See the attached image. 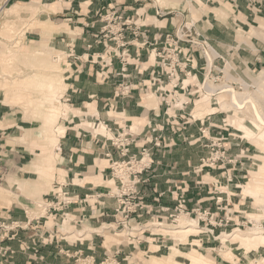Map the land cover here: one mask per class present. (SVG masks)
Returning a JSON list of instances; mask_svg holds the SVG:
<instances>
[{
	"label": "crops",
	"instance_id": "crops-1",
	"mask_svg": "<svg viewBox=\"0 0 264 264\" xmlns=\"http://www.w3.org/2000/svg\"><path fill=\"white\" fill-rule=\"evenodd\" d=\"M57 1H61L60 10L42 12L40 15L45 14L48 19L58 17L57 20L61 19L69 27L79 30L74 38L70 39V44L64 46L71 69V73L68 72L65 77L67 81L65 94L70 99L68 104L73 108L84 110L83 121L92 122L95 126L103 124L104 132H109V134L104 132L102 134L96 128L100 132L96 133V130L85 129L90 127L79 122L65 125L66 130L61 141L65 162L59 163L58 169L63 171V175L61 174L63 180L69 183L66 189L73 197V203L65 210L66 214H70L74 218L70 221L77 227H83L86 224L92 226L105 219H107L105 223H112L111 214L104 215L103 212L111 213L116 202L114 198L106 196L107 189L90 178L98 179L100 175L104 180L105 177H111V160H119L122 157L118 150L111 145L109 138L121 130H125L124 132L128 133L129 138L133 140L128 155H138L140 148L148 144L152 147L155 160L153 166L140 175L142 181L137 184L139 194L143 196L145 203L151 206L150 213L137 221L138 224L141 223V227L144 219L154 221L160 217V214L155 213L159 206L173 207L179 200L180 194L186 196L189 208L197 205L211 208L215 213L212 221L223 218L225 214L229 216L227 207L237 204L232 203L235 201L234 196L236 195L227 193L226 188L233 189V186L227 183L224 190H221L216 185L217 183L212 185L211 181L205 179L207 177L209 179L221 178V182H224L226 177L235 180L237 177H244L243 166L246 158L244 149L233 147L228 152V148L231 146L223 139V145L227 149L224 162H217L215 166L202 163L201 159L208 157L210 152V148L205 146V143L211 138V113L205 114L202 118L194 117L195 99L191 100V103L182 111L164 112V106L160 101L156 106L148 105L147 98L150 94L147 97V92L144 93L145 90L151 89L148 80L158 69L157 60L149 56L151 46L147 41L152 42L159 34L173 32L179 21L190 19L194 22V29L201 36L206 37L210 43L216 45L215 43L221 41V36L225 38L226 32L232 30V27L221 26L218 25L219 23H214L216 26L211 28V4L222 1L180 0L176 5L177 8H171L173 5L159 7L152 3V0ZM233 1L225 0L231 6ZM169 2L171 3V1ZM184 2L185 4H183ZM239 2H242L240 9L243 7V12L239 16L244 14L245 19L248 15L253 16L248 10L247 0ZM190 5L199 11L197 19L191 17ZM108 8L116 9L124 19L138 25L139 35L136 39H133V35L129 32L125 46L116 45L112 41L103 44L101 36L103 22L100 16ZM158 11L164 14L159 15ZM236 20L233 19V21ZM237 22L242 23L240 20ZM64 40L66 39L64 38ZM143 40L146 41L145 44H142ZM123 50H125L123 56L126 58L129 80L133 82V89L127 96L117 94V85L120 81V76L117 73L120 71L122 63L119 54ZM247 55L251 57L250 60H234V64H238L240 67L250 63L264 67L263 47L257 48L256 51H250ZM193 59L196 64L197 59ZM180 96L185 97L182 93ZM17 123L18 119L12 112L6 111L0 114V153L1 149H7L9 144L13 148L20 145L12 142V139L20 137L14 132L9 133ZM134 125L136 129H134ZM207 127L209 135L204 134L201 137L200 129L207 130ZM9 139L12 141H8ZM150 140L153 142L148 143ZM12 150L10 149V151ZM15 150L18 151V149ZM108 151L111 154V160L105 156ZM0 159L7 163V159ZM3 171L1 178L10 174L7 169ZM11 176L23 178L20 171L19 173L16 171L15 175ZM85 177L89 180L82 183V179ZM75 178H81L80 182ZM221 187L223 186L221 185ZM96 194L100 196L95 197V202H87V204L84 201ZM217 197H220V200L216 201ZM32 201L27 199L24 201L25 204H21L11 200L10 206L0 203V222L9 226L11 221H17L22 226V228H14L7 232V238L1 242L2 248L6 251H0V264H73L74 257L79 253L92 256L97 263L108 254V250H105L103 245L97 244L95 234L86 237L84 232L79 233L77 230L76 239H70L75 234L70 235L72 231L67 229L64 223L67 220H63L60 226L64 232L60 231V213L56 215L52 211H50L52 215L37 213L29 218L27 206ZM87 213L93 219L86 220ZM79 217H83L82 223L76 221ZM236 217L242 218L241 221L234 222L231 217L232 222L223 227L227 229L245 222L242 215H236ZM50 218L52 225H48ZM67 225L70 227L68 222ZM144 225V227H149V224ZM207 228L210 227L207 226ZM218 228L221 229V227L213 228L211 234L214 235ZM205 235H208L207 238L211 237L209 234ZM202 242L206 241L203 239ZM140 244L143 243L133 242L131 248L136 249V246H141ZM111 247L112 250L115 249L114 245ZM98 248H102V250ZM122 252L127 251L123 249Z\"/></svg>",
	"mask_w": 264,
	"mask_h": 264
},
{
	"label": "rangeland",
	"instance_id": "rangeland-1",
	"mask_svg": "<svg viewBox=\"0 0 264 264\" xmlns=\"http://www.w3.org/2000/svg\"><path fill=\"white\" fill-rule=\"evenodd\" d=\"M169 1H171V3ZM169 1L164 0V3L162 4L159 3L157 0H152V3H155L159 7H165V5L166 6L173 5V7L171 6L169 7L177 8L176 5L180 0H177L176 3H172V0ZM219 1L222 2L211 4V28L213 29L216 26V24L214 23H219L218 25L221 26L226 25L228 27H232L231 28L232 30L226 32L225 38L224 36H221V39L219 38L221 41H219V43H215L216 45L212 44L211 42V46H212L211 58L217 54L221 57L213 60L211 66V70H212L211 89L215 87L213 89V91L214 90L215 91L212 92L211 90L212 92L211 102L208 105L205 104L204 107L200 108L199 104L201 105V103L197 102L200 98H195L194 101L195 108L193 110V113L195 112V115L193 114L192 115L194 117L202 118L205 114L211 113V138L220 137L222 138V140L225 139L224 141L228 142L229 145L231 146L230 147L228 146V144H226L228 147H230L228 148L229 150L228 152H230L233 147L239 149L241 148L242 150L244 149V154H246V158L244 159L245 163L243 166L245 169L244 177L241 176L237 177L236 180L233 178L226 177L224 179V182H221L220 180L221 178L209 179L207 177L205 180L211 181L212 185L217 183L216 185L221 190H224L225 188L224 186H226L227 183L228 185L233 186V189L226 188L227 189L226 191L229 194L233 193L234 195H236L234 196L235 201H233L232 203H236L237 205L235 206L230 205V207L228 206L227 207L228 214L230 217L233 218V221L237 223L241 221L242 218H238L236 217V215H242L243 221H245L246 224H244V226H241L240 224H236L233 225L232 227H228L227 229H225L224 227H221V229L218 228V230L214 232L213 236H216L219 232L231 233L234 230L233 228H240L246 230L249 228V226H252V221H250L247 218V215L249 213H255V212L257 213L258 209L255 205H253V199L249 196L247 197L244 194L243 190H245L246 185L250 183L252 177L250 171H256L257 167L263 164L264 161L263 148H261L259 145L251 144L248 138L241 136L238 130L236 131L234 125H230L231 115L239 118L243 117L244 115L239 111L240 110L239 108H237L236 106L234 107V104L231 103L230 97L228 93H226L227 91L225 90L226 88L228 90L232 86L231 89L234 88L236 91H243L244 90L243 84L245 83L248 91L253 92V96L257 97V100L260 99L257 101V104L260 101L259 102L260 104L258 105L259 106L263 105L262 108L264 107V102H263L264 100H262L263 96H261V93L259 92L263 90L262 87H260L259 85L264 80L263 77L264 67L251 65L250 63H247V66L243 65L239 67L238 64H234L233 62L234 60H240V59H242L243 61H246L248 59L250 60L251 57L247 55L248 52L256 51V49L259 47L264 48V27H263L264 23H262V21L264 22V0H247L248 10L250 11L251 15L254 16L253 17L248 15L247 19L244 18V14L239 16V14L243 12L242 11L243 7H241L240 9V5L242 4V2L239 1H243V0H234L232 6L228 2H225V0H219ZM183 4H185V2ZM11 5L17 7V11L15 14L5 13V10L0 12V32H1L0 54L1 51L3 50H6L8 53H16V54H11L10 57L12 59L8 60L9 66L12 68L16 67L19 70L22 69L23 73L21 72L22 70L20 71L22 74H27L31 72L30 64L32 63L38 64L39 62L42 61L44 62L46 60H47L46 63H48L49 60L50 61L48 63L49 65L58 64L57 67L58 69H60L58 70V75L62 78V80L64 81L63 83L65 84L64 90L62 91L63 93L61 92L60 95V101L62 103L68 104V102H70L69 101L70 99L65 94V88L67 83L65 77L68 74V72L69 73L71 72V69L68 68L70 67L68 65L69 60H67V52L65 51L64 46L65 44L71 42L70 41L71 38L68 37L75 36V34L79 30L78 29L74 30L72 27H69L66 24V22L61 19L57 20L58 17H53L48 19L45 14L40 15L42 12L46 13L47 11L60 10L61 1L39 0V4H36L35 0H0V7L3 6V8L6 9ZM190 8H191L190 10L191 17L193 19H197L199 17V11L193 9L192 5H190ZM233 19L240 20L242 23L240 24V22H237V20L233 21ZM4 32H9V34H13L11 40L3 35ZM64 38L66 40H64ZM15 41H18L16 45L14 44ZM46 46L47 48L51 47L52 50L51 54L46 52ZM60 50L62 51L61 54H60ZM38 53L41 56L38 55ZM52 53L55 55H52ZM68 53H70V51H68ZM57 54H60V58H58L59 60L56 59ZM46 55L48 56L46 57ZM49 56H51V59H47L49 58ZM15 57L17 58L19 57V58L17 59ZM152 57L153 54H151V58ZM0 58L2 60L4 59V56H1ZM213 66L215 68H212ZM65 68L68 69L64 71ZM214 69L215 71H213ZM217 70H220L218 75H216L215 73L218 72ZM53 72L50 73L54 74ZM225 72L229 74V78H226ZM55 74H57V72ZM259 77H261L260 79L261 82L260 81L256 82L255 79ZM187 82H189L188 79L184 81L185 84ZM224 83L225 84L227 83L226 84L227 86ZM220 85L221 86L225 85L226 88L225 87L224 89L223 87L219 88ZM154 89H155L154 87H151V89H148V91L145 90L144 93L147 92L146 94L147 97L150 94L149 96L150 98L149 97H148L149 99L147 98L148 104L156 106L157 103H159L160 98ZM32 92L33 91L29 93L27 92L28 93L27 94L25 90L16 93L11 91L4 93V91H0V114L6 111H10L12 112V114H14V116H16V118L18 119V123L17 125L16 124L14 125L12 129L13 131L10 130L9 133L11 134V132H14L15 135H18L20 137L18 139L15 138L12 139L13 141L10 139L8 140L20 144L14 147L15 149H18V151H16L11 146V144L8 145L7 149L6 148L3 150L1 149L0 158L7 159V163L0 159V203L1 204L3 203V205L10 206V204L12 203L11 200L18 201L21 204L22 203L25 204L24 201H26L27 199L33 200L31 204L27 206V211H28L27 215L29 216V218L31 215H35L37 213L45 214V208H46L45 202H47L46 200L50 197L52 183L54 182L55 179L59 181H63V176H62L63 172L61 170L59 171L58 169L59 163L65 162V159L63 161V159L61 160L60 158L57 157L54 158L52 155L53 158L51 157V164L53 166V170L50 178H48L49 181L46 179L44 180V178L43 180H41L42 176L40 177L39 173H37V171L34 168L35 161L38 160V158H42V156L44 155L52 154V149L51 147L49 148V146L46 145V141L44 139L40 138L43 129L41 127L42 121L32 116L30 117V115L29 116L25 115L24 110L22 108L21 102L23 101V98L33 95ZM16 94L19 95L18 98L15 96ZM257 95H259L260 98H258ZM224 106L226 107L230 106L231 109L225 110L223 108ZM210 108L211 110L208 111L206 110ZM79 110H80L79 114H74L72 111V113L69 112L67 116L59 115L54 123V127H58L60 125H64L65 127V125L67 124L71 125L76 122L77 123L79 122L89 127L88 122L85 123V121H83L82 118V113L84 112V110L83 109H79ZM242 123L246 126L247 129H249L250 132L251 131L253 132L251 122L247 118H243ZM100 127L101 125L95 126V124L92 123V126H90V128H85V129H89L93 131L96 130V128L98 129ZM97 132L98 130H96V133ZM101 133L103 134V132ZM104 133L109 134V132L107 131H105ZM62 140L63 138L59 140V146H61L63 151V144L61 142ZM10 149L13 150L10 151ZM62 154L64 155L63 152ZM5 169H7V172L10 174L9 175L7 174L6 177L1 178L2 174L4 173L3 170ZM16 171L18 173L19 171L22 172L23 178L14 177V176L12 177L11 175H15ZM90 179L93 180L95 183H99L101 187H104L107 190H112V191L116 190L115 183L112 185L106 184V182L110 179V176L105 177L104 180L101 179L100 175L98 179L92 177ZM75 180L80 182L81 178H75ZM85 180H89V179L85 177L84 179H82V183H84ZM16 182L18 183L16 184ZM258 183L264 184V178L258 179ZM233 184L236 185L234 186ZM221 185L223 187H221ZM180 195L181 196L183 195L184 199L187 201V198L184 194H180ZM84 201L86 203L95 202V197H88ZM90 214L87 213V215H85V219L87 220L93 219V217H91ZM72 218L73 217L70 214L64 215L63 219H60L59 230L62 231L60 229V226L63 223V220L64 221L67 220L64 223L66 225V228L72 231L70 235L75 234V236H72L70 238L73 240L76 239L75 237L76 235H78L77 230H79L80 233H83L85 232L83 230H87L86 229L87 226L98 228L100 224L109 225V223H105V220L107 221V219H105L104 221L103 220L99 221V223L97 222L95 225L92 226L86 224L83 227H77L73 222L70 221ZM186 218L191 219V217H186ZM262 219L264 220V218ZM262 219H261V223L264 226V222ZM83 220H84L83 217L81 218L79 217V219L76 221L78 223H82ZM177 220H179V218ZM248 221H250L251 223H249ZM67 222L70 225V227H68ZM143 222L144 223L139 231H132L133 232L132 235H138V237L141 238V242L143 243L142 245L140 244L141 245L140 247L135 245L136 249L131 248L132 244H129L127 234L125 232H124L125 234L122 233L124 229L117 228L114 230L113 228L114 224H111L109 225V227H106L103 232L89 233V234H87L88 232H85L84 235L86 237H90L91 234L96 235L95 240L97 241V244L99 246L103 245L104 249L108 250V254L110 256L108 262L112 261L113 250L111 246L114 245L115 248L120 249V254H119V257L121 259L120 264H147L149 255L152 254L151 252L156 251V248H153L155 245L158 246V252L155 253L157 255L165 254L169 246H173V247L178 246L180 250L187 252L191 250L192 247L189 246L188 243L186 242L180 243L181 240L180 237H173L170 235L171 233L170 234L167 233L169 231L172 232V229H167L164 227L165 224H166L165 226H167V224L170 225L169 221L166 222L164 221L162 223L164 225H153V224L151 225L150 222H152V220L149 219L148 220L144 219ZM144 224H149V227L145 228ZM48 225H52L51 218L49 219ZM131 226H135L138 228L139 224H136V222L133 221L131 223ZM199 228L201 227L199 226ZM119 232L123 235L116 234ZM66 235L63 236L65 237ZM201 237H202L201 238L202 246L193 249L203 252L206 256L207 255L211 256V259H214L215 264H233L231 260L229 261L223 258L222 256H220L219 253L220 250L226 247H222V244L219 242H215L212 237H209L210 239L207 238V235H203ZM203 239L206 242H202ZM229 246L232 252L235 254L234 264H246L247 262L245 261L244 255L241 253L242 246L236 245L235 243L231 245L229 244ZM218 247H220V249ZM98 249L102 250V248H98ZM123 249H125L127 252H122ZM164 257H165L164 255L161 257L164 260L161 261L163 264H175V262L169 261L168 258H164ZM177 259L185 261V259L182 258V256H177Z\"/></svg>",
	"mask_w": 264,
	"mask_h": 264
},
{
	"label": "built area",
	"instance_id": "built-area-1",
	"mask_svg": "<svg viewBox=\"0 0 264 264\" xmlns=\"http://www.w3.org/2000/svg\"><path fill=\"white\" fill-rule=\"evenodd\" d=\"M158 14L162 15L164 13L158 11ZM100 18L103 22L101 29L103 44L112 41L116 45L125 46L127 44V33L130 32L134 37L133 39H136L139 35L138 25L133 24L128 19H124L114 8L106 9ZM145 42L143 40L142 44H145ZM147 43L151 46L149 56L153 54V59L157 60L158 63V69L153 72L148 81L150 87L155 88L154 90L160 98V103L164 106V112L182 111L195 98H207L211 102L212 61L221 57L217 54L211 58V43L194 29V22L187 19L181 20L174 27L173 32L163 35L159 34L156 39L152 42L147 41ZM124 54L125 50L119 54L122 63L120 71L117 73L120 76L117 94L121 96H127L133 89V82L129 80L130 77L127 73V62L123 56ZM193 58L197 59L196 64H194ZM212 68L215 67L213 66ZM217 71L215 72L216 75H218L220 70ZM187 79L189 82L185 84L184 81ZM180 93L185 95L183 101L180 100ZM154 129L153 127V131ZM208 129V127L207 130L200 129L201 137L204 134L209 135ZM109 140L114 149L118 150L122 159L111 160L110 152L105 153V156L111 160V177L115 179L116 184V190L111 192L107 190L106 196L114 198L116 206L113 207L111 213L105 211L103 214H111L113 221L109 224H114V230L117 228L128 230L126 234L129 244L133 245V242L139 244L141 243V238L138 235H132V231H139L141 225L139 224L137 228L131 226V223L136 221V224H138L139 218L149 214L151 210V206L145 203L143 196L139 194L137 184L142 181L140 175L144 171L149 170L155 162L152 147L146 144L140 148L138 155H128L129 147L133 140L129 138L128 133L124 132V130L117 132ZM149 142L152 143L153 140ZM205 146L210 148V152L208 157L201 159L202 163L215 166L217 162H224L227 149L223 145L222 138H210L205 143ZM68 184L64 180H54L50 193L51 198L49 197L50 199L48 198L49 200L47 199V202H45L46 205L44 204L46 206L45 213L50 215H52L50 211L54 212L55 215L60 213V217L63 219L64 215H66L65 210L73 203V197L66 189ZM99 196L96 194L91 197L98 198ZM178 199L173 207L159 206L155 213L160 214V217L152 222L163 223L164 221H169V224H172L180 215H186L195 218L197 224L205 232L209 231L210 234L213 232V228L227 226L232 222L231 217L227 214L223 218H217L212 221L215 213L211 208L201 207L200 205L189 208L183 195H180ZM218 200H220V197L216 198V201ZM248 222L251 223L250 221ZM244 224L246 222H241V226H244ZM207 226L210 228H207ZM132 227H135L136 230H131L130 228ZM14 228H22V226L17 221H11L9 226L0 223V251H6L2 248L1 242L7 238V232ZM119 254L120 249L115 248L112 251V261L108 262L110 256L106 254L101 261L96 263L92 256L79 253L74 257L73 264H112L113 262L120 264Z\"/></svg>",
	"mask_w": 264,
	"mask_h": 264
},
{
	"label": "bare ground",
	"instance_id": "bare-ground-1",
	"mask_svg": "<svg viewBox=\"0 0 264 264\" xmlns=\"http://www.w3.org/2000/svg\"><path fill=\"white\" fill-rule=\"evenodd\" d=\"M157 1L159 3H162V4L164 3V0H157ZM176 1L177 0H172V3H176ZM35 3L39 4V0H35ZM3 10H5V13L15 14L17 11V7L14 5H11L10 7L5 9V8H3V6H1L0 12ZM262 23H264V22L262 21ZM3 35L6 38L11 40L13 34H9V32H4ZM72 37H74V36H71L68 38H72ZM18 38H20V37H18ZM17 43H18V41H15L14 44L16 45ZM43 50H44V48H43ZM46 52L51 54V52H52L51 47L47 48V46H46ZM61 52L62 51L60 50V54H61ZM53 53H56V52H53ZM53 53H52V55H55ZM11 54H16V53H8L6 50H3V51H1V54H0V57L4 56V59L1 60V58H0V91H4V93L8 92V91H11L14 93L24 91V90L26 91V93L33 91L32 92L33 95L23 98L21 105H22V108L24 110L25 115H27V116L30 115V117L32 116V117H34L36 119H40L42 121L41 127L43 129H42V135L40 138H42L46 141V145H48L49 148L51 147L52 154L44 155V156H42V158H38V160L35 161L34 168L37 171V173H39L40 177L42 176V179L40 178L41 180H43V178H44V180L46 179L49 181L48 178H50L52 170H53V166L51 164L52 155L54 158L57 157V158H60L61 160L63 159V161L65 159V157L62 154V152H63L62 148H61V146H59V140L64 137V132L66 129H65L64 125L54 127V123H55V121L59 115L60 116L61 115L67 116L68 113L69 112L72 113V111L74 114H79L80 110L79 109H73L68 104L62 103L60 101V95H61V92L64 90L65 84L63 83L64 81L62 80V78L58 75V70H60L57 67L58 64L57 65L56 64L49 65L48 64L50 62L49 60H48V63H46L47 60L44 62L43 61L39 62L38 64L32 63V64H30L31 72H29V73L25 72L27 74H22L23 70L21 68L20 69L22 71L17 69L16 67L12 68L9 66L8 60L12 59L10 57ZM60 54H57L56 59L60 58ZM38 55H40V54L38 53ZM47 56L48 55H46V57ZM15 58H17V57H15ZM47 59H51V56H49V58H47ZM52 60H53V58H52ZM56 62H58V61H56ZM68 68H70V67H68ZM67 69L65 68L64 71ZM53 71H55V72H53ZM50 72H53L54 74H52ZM56 72H57V74H55ZM59 74H60V72H59ZM225 75H226V78H229V74L227 72H225ZM261 77L255 79L256 82L257 81L259 82ZM241 81H240V83H241ZM225 85H222V86L220 85L219 88L223 87V89H224ZM259 86L262 87V89H263V90L260 89L261 91H259V92L261 93V96H263L262 100H264V80L262 83H260ZM231 87L228 90L225 87L226 88L225 90L227 91L226 93H228V95L230 97V101H231V103L234 104V107L236 106L237 108H239L240 109L239 111L244 116L239 118V117H235V116L231 115L230 116V119H231L230 125H234L236 128V131L238 130V132L240 133L241 136L248 138L251 144L259 145L261 148H263V152H264V107L262 108L263 105L262 106L258 105V104H260L259 103L260 101L257 104V101L260 99L257 100V97L253 96V92L248 91L245 83L243 84V87H244L243 91H236L234 88L231 89ZM213 89H211L212 92L215 91V90L213 91ZM219 91H221V90H219ZM212 92H211V94H212ZM15 96L17 98L19 97V95H17V94ZM22 96H23V94H22ZM257 96H258V98H260L259 95H257ZM184 99H185L184 96H180L181 101H183ZM197 102L201 103V105L199 104L200 108L204 107L205 104L208 105L210 103V101L207 98H200ZM223 108L225 110L231 109L230 106H228V107L224 106ZM206 110L207 111L211 110V108L206 109ZM243 118H247L251 122L253 132L252 131L250 132L249 129H247L246 126L242 123ZM88 125H89V127L92 126V122L88 123ZM132 126H131V128H132ZM86 127H88V126H86ZM98 129L100 132H104L105 126L103 124H101V127ZM134 129H136V126ZM37 138H39V137H37ZM250 173L252 175L250 183L248 185H246L245 190H243V192L247 197L249 196L253 199V205H255L258 209L257 213L256 212L255 213H249L247 215V218L250 221H252V226H249V228L246 230H243L240 228H235L231 233L221 232V234L218 236H213V235L211 236L209 231L205 232V230L199 228V225L197 224V220L195 218L188 219V218H186V217H188L186 215H180L179 217H177V219L179 218V220L173 222L170 225L167 224V226H165L166 224L164 225L162 223L152 222L151 225L152 224L153 225H164L165 228L172 229V232L169 231L167 233H169V234L171 233L170 235L173 237H180L181 238L180 243L186 242L192 248L190 251L187 252V251L180 250V248L178 246H174V247L169 246L167 249V252L165 254L157 255L155 253L158 252V246L155 245L153 248H156V251L151 252L152 254L149 255V259L147 260L148 261L147 264H163L161 262V261H164L161 258L163 255L165 256L164 258H168L169 261H173V262H175V264H215L214 259H211V256H209V255L206 256L203 252H200L199 250L193 249V248H196V247L198 248L199 246H202V243H201L202 237L201 236H203L205 234H209L215 242H219L222 244V247H226V248L220 250V252H219L220 256H222L223 258H225L229 261L231 260L233 264H234L235 254L232 252V250L229 246V244L231 245L233 243H235L236 245L242 246L241 247V250H242L241 253L244 255L245 261L247 262L246 264H264V226L261 223V219L264 218V184L258 183V179L264 178V161H263V164H261L260 166L257 167L256 171H250ZM45 183H46V181H45ZM114 183H115V179L113 177H110V179L106 182V184H110V185H112ZM113 186H115V185H113ZM66 215H68V214H66ZM109 225H111V224H109ZM109 225L102 224L98 228H93V227L87 226V230H83V231L88 232L87 234H89L91 232H103L106 227H109ZM130 229L136 230L135 227H132ZM127 231L128 230H124L122 233H124V232L127 233ZM79 233H80V231H79ZM172 233H174V234H172ZM116 234L117 235H123L120 232L116 233ZM125 236H123V237H125ZM120 237H122V236H120ZM122 240H123V238H122ZM218 248L220 249V247H218ZM177 256H182V258H184L185 261L177 259ZM112 264H115V263L113 262Z\"/></svg>",
	"mask_w": 264,
	"mask_h": 264
}]
</instances>
